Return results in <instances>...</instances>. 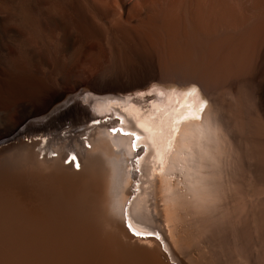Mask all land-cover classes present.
<instances>
[{
	"label": "bare ground",
	"instance_id": "bare-ground-1",
	"mask_svg": "<svg viewBox=\"0 0 264 264\" xmlns=\"http://www.w3.org/2000/svg\"><path fill=\"white\" fill-rule=\"evenodd\" d=\"M228 154L264 192V0H0V264H209Z\"/></svg>",
	"mask_w": 264,
	"mask_h": 264
},
{
	"label": "rangeland",
	"instance_id": "rangeland-1",
	"mask_svg": "<svg viewBox=\"0 0 264 264\" xmlns=\"http://www.w3.org/2000/svg\"><path fill=\"white\" fill-rule=\"evenodd\" d=\"M106 54H107V51L103 50V56H105L104 57L105 59L108 58V56ZM68 73L69 74L66 75L65 80H64L66 86L69 85L70 83H72L73 81H80V82L82 81L83 84H87L89 82H93V83H97V84H103L105 82L106 83L108 82L107 80H104V79L101 81V79L96 76L97 75V69H96L93 61H90V60H80V61L76 62L74 64V66L69 70ZM82 139H84V138H82ZM230 155L231 154H228L225 156V158L222 160L224 163L222 161H220V162H214V163L202 165L200 167L201 171L199 173H197V175L203 179L213 180L214 183H215V181L222 182V180H224L227 184L224 183V181L222 182V184L224 186L227 197L229 195V197L232 198L231 197L232 192H233V195L236 193V191L234 189H232V190L230 189L231 192H229V188H231L232 186L238 187L239 189L236 188V190L238 192L241 191L240 193H243L244 197L247 198V200L250 199V200H248V202L249 201L253 202V203L255 202V203H257V205H255V203H254L253 204L254 206L252 204H250L248 206V209L246 208L247 206H245V208L241 207L242 209L239 208V210H243V211L238 214L239 215V217H238V216H233L232 212L234 210V206H233V208H232V206L230 207V209L228 208L229 210H231L230 213L227 211L228 209L226 208L227 205H225V203L229 202L228 201L229 198H226V197H225V199H224V197L222 199L217 198V197L214 198V196L212 195V197L214 199L211 198V196H210V198H211L210 199L209 195H208V197L206 195V197H204V199L202 197H199L196 200V203L199 202V203H203L204 205L206 203L205 206H207L206 209H204L205 210L204 213H202V215H200L199 218L200 219L204 218L203 220H205V218H206L207 219L206 221L211 223L210 225L208 223L209 227L212 226V227H210V229H212L214 226L215 228H213L212 230L214 232H217V236L215 235L216 237H214L210 233L211 236L214 238L212 240V242L214 241V243H213V251H212L210 257L208 258V263L209 264H264V229L259 228V229L255 230L253 227V223L251 221V218H250V214H252V213H250L251 209L255 210L253 212H256V209H257V212H258L259 209L261 210V208L264 207V203H263L264 202V192L261 189L257 190L256 188L251 186L250 179L252 180L253 177H254L253 179H255L257 177V174L255 173V170H254V167L252 169L250 168L251 166H253V163H254L252 161V159H251L252 165H250L249 164L250 163L249 158L238 159V158H235L234 156H232V155L230 156ZM227 156H228V158H227ZM231 157H233L234 159ZM226 162L227 163L229 162V163L227 164ZM230 162H232V163H230ZM244 162L246 164H244ZM247 163L250 165V167ZM242 165H244L248 168L245 169L244 166L242 167ZM249 168L252 171L251 173H248L250 171V170L248 171ZM242 169H244V170H242ZM245 170L247 172L244 173ZM253 172L256 176L253 175ZM200 173H202V174L204 173V174L202 175ZM246 181H248V182H246ZM224 184H226V185H224ZM240 189H242V190H240ZM243 194H241V195L243 196ZM255 199H257V200L260 199V200H259V202H257V200L254 201ZM258 203H259V206H258ZM227 204L230 206L229 203H227ZM231 204H232V202H231ZM255 206H257L256 209H254ZM216 207H217V209H216ZM214 208H215V210H214ZM249 209H250V212H249ZM262 209H264V208H262ZM236 218H239V220L237 219V221H236ZM233 220H235V221H233ZM212 221H214V223ZM258 230H260V231H258ZM235 231H237V234L238 233L241 234V238L243 241L245 251H244V249H242V247H239L235 243V239H234L235 234H236ZM218 232H220V233H218ZM215 238H216V240H215Z\"/></svg>",
	"mask_w": 264,
	"mask_h": 264
},
{
	"label": "snow or ice",
	"instance_id": "snow-or-ice-1",
	"mask_svg": "<svg viewBox=\"0 0 264 264\" xmlns=\"http://www.w3.org/2000/svg\"><path fill=\"white\" fill-rule=\"evenodd\" d=\"M196 90H197L196 88H193V92H195ZM204 106H205L204 104L201 105V111L203 110ZM112 131L115 132L116 129H113ZM125 134H126V135H131V136L136 137V141H138V140L140 139V137H139L136 133L128 132V133H125ZM140 147H143V146H142V145H139V144L136 143L135 141L133 142V149H134V150H136V149H138V148H140ZM75 159H76L75 156H73V157H71L68 161H66V163H71V162H72L73 160H75ZM75 167H76L77 169H79V167H80L79 162H77V163L75 164ZM129 229L131 230V225H129ZM133 235H140V233H136V232H134ZM149 235H151V233H149Z\"/></svg>",
	"mask_w": 264,
	"mask_h": 264
}]
</instances>
